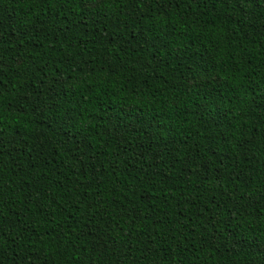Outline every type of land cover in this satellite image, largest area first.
Returning <instances> with one entry per match:
<instances>
[{"label":"trees","instance_id":"obj_1","mask_svg":"<svg viewBox=\"0 0 264 264\" xmlns=\"http://www.w3.org/2000/svg\"><path fill=\"white\" fill-rule=\"evenodd\" d=\"M264 0H0V264H264Z\"/></svg>","mask_w":264,"mask_h":264},{"label":"snow or ice","instance_id":"obj_2","mask_svg":"<svg viewBox=\"0 0 264 264\" xmlns=\"http://www.w3.org/2000/svg\"><path fill=\"white\" fill-rule=\"evenodd\" d=\"M98 2L99 0H85V7L95 8ZM108 2L109 0H103L104 5H107ZM137 2H139V0H137ZM166 4H167V0H161V7H165ZM188 5L189 6L192 5V0H188ZM262 39H264V37H262ZM262 58H264V50H262ZM3 101H4V97L0 95V109H2L4 106Z\"/></svg>","mask_w":264,"mask_h":264}]
</instances>
